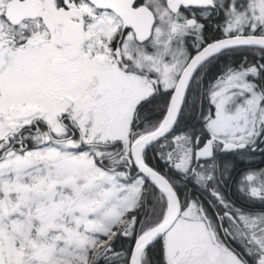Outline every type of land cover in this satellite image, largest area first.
Masks as SVG:
<instances>
[{"label":"snow or ice","instance_id":"obj_1","mask_svg":"<svg viewBox=\"0 0 264 264\" xmlns=\"http://www.w3.org/2000/svg\"><path fill=\"white\" fill-rule=\"evenodd\" d=\"M257 153L264 0H0V264H264Z\"/></svg>","mask_w":264,"mask_h":264},{"label":"trees","instance_id":"obj_2","mask_svg":"<svg viewBox=\"0 0 264 264\" xmlns=\"http://www.w3.org/2000/svg\"><path fill=\"white\" fill-rule=\"evenodd\" d=\"M212 35H214L215 37H219L218 33H212ZM218 69L216 67H213L212 71L209 73V75H213L216 73ZM187 119L191 120L192 117H187ZM229 159H231V157H229ZM253 159V163L251 165H248L247 163H237V171H239L241 168L250 166L253 168H258V167H264V157L260 156L259 153H257L254 157H252ZM151 164H153V166H157V167H162V165L160 164V162L158 160L156 161H149ZM233 179L229 180L227 182V184L222 186V191L224 192V195L228 198L231 199L233 201H237V192H236V186H235V178H236V173L234 172L233 174ZM121 244L126 245L127 241L126 240H121L117 242V249L119 250V247Z\"/></svg>","mask_w":264,"mask_h":264},{"label":"flooded vegetation","instance_id":"obj_3","mask_svg":"<svg viewBox=\"0 0 264 264\" xmlns=\"http://www.w3.org/2000/svg\"><path fill=\"white\" fill-rule=\"evenodd\" d=\"M212 33H214V32H212L211 29H208L207 32H206V35H208V34H212Z\"/></svg>","mask_w":264,"mask_h":264},{"label":"water","instance_id":"obj_4","mask_svg":"<svg viewBox=\"0 0 264 264\" xmlns=\"http://www.w3.org/2000/svg\"><path fill=\"white\" fill-rule=\"evenodd\" d=\"M216 38H219V37H216Z\"/></svg>","mask_w":264,"mask_h":264},{"label":"rangeland","instance_id":"obj_5","mask_svg":"<svg viewBox=\"0 0 264 264\" xmlns=\"http://www.w3.org/2000/svg\"><path fill=\"white\" fill-rule=\"evenodd\" d=\"M263 167V166H262ZM259 168V167H258Z\"/></svg>","mask_w":264,"mask_h":264}]
</instances>
